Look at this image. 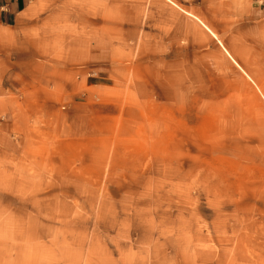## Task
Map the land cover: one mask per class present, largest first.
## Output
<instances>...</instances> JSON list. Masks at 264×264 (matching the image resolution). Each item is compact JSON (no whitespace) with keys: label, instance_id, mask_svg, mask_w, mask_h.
<instances>
[{"label":"rangeland","instance_id":"374dc122","mask_svg":"<svg viewBox=\"0 0 264 264\" xmlns=\"http://www.w3.org/2000/svg\"><path fill=\"white\" fill-rule=\"evenodd\" d=\"M0 25V264H264V0H35Z\"/></svg>","mask_w":264,"mask_h":264},{"label":"crops","instance_id":"0c3cea01","mask_svg":"<svg viewBox=\"0 0 264 264\" xmlns=\"http://www.w3.org/2000/svg\"><path fill=\"white\" fill-rule=\"evenodd\" d=\"M35 0H0V25L15 27L24 22L32 11ZM26 18V19H25Z\"/></svg>","mask_w":264,"mask_h":264}]
</instances>
